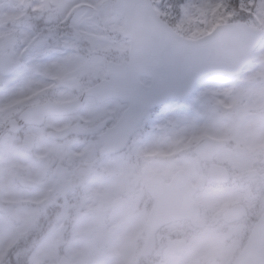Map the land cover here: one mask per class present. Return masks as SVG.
I'll return each mask as SVG.
<instances>
[{"label":"snow or ice","instance_id":"6c2138e0","mask_svg":"<svg viewBox=\"0 0 264 264\" xmlns=\"http://www.w3.org/2000/svg\"><path fill=\"white\" fill-rule=\"evenodd\" d=\"M136 233L264 264V0H0V264H138Z\"/></svg>","mask_w":264,"mask_h":264},{"label":"flooded vegetation","instance_id":"af4514ba","mask_svg":"<svg viewBox=\"0 0 264 264\" xmlns=\"http://www.w3.org/2000/svg\"><path fill=\"white\" fill-rule=\"evenodd\" d=\"M148 202H149V200H148ZM152 203V202H151ZM143 206L141 207V208H144V207H146L147 206V204L145 205V204H142ZM151 207V205L149 206V208ZM146 253H148V255L149 256H153L154 255V252L151 250V249H149V248H147L146 249Z\"/></svg>","mask_w":264,"mask_h":264},{"label":"rangeland","instance_id":"374dc122","mask_svg":"<svg viewBox=\"0 0 264 264\" xmlns=\"http://www.w3.org/2000/svg\"><path fill=\"white\" fill-rule=\"evenodd\" d=\"M119 212H120V210H117L116 214H119ZM121 230L124 231V232H127L129 230V228H128V226H124V227H122Z\"/></svg>","mask_w":264,"mask_h":264}]
</instances>
